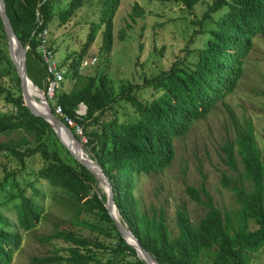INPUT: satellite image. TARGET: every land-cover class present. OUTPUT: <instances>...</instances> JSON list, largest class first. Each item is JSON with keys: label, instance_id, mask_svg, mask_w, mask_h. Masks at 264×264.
Wrapping results in <instances>:
<instances>
[{"label": "trees", "instance_id": "obj_1", "mask_svg": "<svg viewBox=\"0 0 264 264\" xmlns=\"http://www.w3.org/2000/svg\"><path fill=\"white\" fill-rule=\"evenodd\" d=\"M60 1L4 0L15 35L23 45H28L27 75L40 89L44 86L45 69L37 52L38 34L48 28L55 16L60 23L67 22L83 6L84 0H68L64 8L55 9L53 4ZM159 1L179 2L192 12L198 0ZM101 3L99 19L90 24L81 49L63 61L67 64L66 77L74 80V83L69 91L57 92V102L64 113L83 124L86 138L83 144L112 185L120 221L128 226L142 248L158 264H202L203 251L210 254L209 260L203 264H250L253 254L264 247V157L251 125L239 132L235 143L227 141L221 146L228 168L233 172L238 170L235 148L243 165L237 176L223 173L221 178V186L230 188L240 204V208L231 215H223L214 205L212 195L203 182L197 187L187 185L185 192L190 200L203 206L206 211L195 225L188 216L186 206L179 204L175 214L177 232L172 235L163 207L142 209L133 189L135 174L140 171H161L168 166L174 157L173 137L184 132L188 123L205 114L211 104L233 90L240 73V61L251 44L252 36L264 32V0H213L198 23L223 7L225 11L214 20L215 27L203 31L207 38L204 46L198 49L197 59L192 66L179 65L177 61L168 69L144 78L141 83H123L118 90L110 85L105 72L97 73L106 64L105 60L102 66L96 65L90 75L79 71L86 50L102 27L100 49L107 53L111 48L112 17L119 0H102ZM132 11L140 14L137 3ZM0 31L1 39L6 41L1 17ZM5 49L3 58L18 85L19 77L9 57L7 41ZM33 58L36 63L32 61ZM38 74L42 76L40 81L36 77ZM143 89L151 90V98L142 97L140 92ZM0 94L15 110L0 114V133L24 131L16 142L0 143V151L14 157L20 164L34 154H39L43 161L34 180H25L22 186L18 184L16 171L6 172L0 185L8 184L11 190L0 203L16 200L14 207L20 226L24 229L34 227L43 212L37 200L40 189L34 182L43 180L54 191L62 192L71 200L77 224L99 235L111 236V231L115 232V243L107 246L56 227L53 232L40 238L47 242L62 239L69 245L61 249L62 253L57 250L53 255L34 258L33 262L146 264L117 230L105 207L106 196L98 195L94 190L97 179L91 171L71 155L46 120L29 111L20 96H13L5 87H0ZM121 102L133 108L135 119L127 117L120 120L118 111ZM79 103L86 105V114L81 119L75 115ZM57 118L63 121L61 116ZM29 135L34 142L23 147ZM76 138L81 142L78 136ZM231 181H234L233 186ZM27 189L31 190L30 194L26 193ZM82 211L95 214L98 221L91 223L80 218ZM7 226L8 222L0 216V264L11 263L13 252L20 242V235ZM98 251L107 254L104 261L97 256Z\"/></svg>", "mask_w": 264, "mask_h": 264}, {"label": "rangeland", "instance_id": "obj_2", "mask_svg": "<svg viewBox=\"0 0 264 264\" xmlns=\"http://www.w3.org/2000/svg\"><path fill=\"white\" fill-rule=\"evenodd\" d=\"M67 1L62 0L54 3L53 6L55 9H62ZM101 2L102 0H84L83 6L64 24L59 22L57 16L49 22L47 28L49 45L55 51L57 61L65 68L67 64L63 63L64 59L79 52L90 24L98 21ZM212 2L213 0H198L193 11L189 12L184 5L175 1L119 0L112 17L110 50L106 53L100 49L102 27L83 57L87 61L96 57L97 62L90 67H80L79 71L84 75H90L96 65L102 66L105 60L106 64L97 73L105 72L110 85L118 90L123 83H141L144 78L168 69L177 61L180 62L179 65L192 66L197 59L198 49L204 46L207 38V34L203 31L215 27L214 20L225 11L223 7L212 13L210 18L198 23ZM135 3L141 10L138 15L132 11ZM6 41L0 37V87L8 89L13 96H20L23 101L20 82L17 85L16 77L8 71V63L3 58ZM32 61L36 63L34 58ZM25 65L28 73L26 61ZM36 77L39 81L42 79L39 74ZM29 80L34 84L30 78ZM38 80L36 79L35 82L39 85ZM73 83L74 80L66 77L58 93L69 91ZM140 93L142 97L151 98L150 89H143ZM37 101H40L39 98ZM35 105L43 110L39 102ZM48 105L50 106L49 102ZM13 111L15 112L10 104L5 102L4 95L0 94V114ZM118 116L120 120L127 117L135 119L136 113L128 103L121 102ZM249 125L253 128L257 146L264 157V32H257L252 36L251 44L240 61V73L233 90L211 104L205 114L188 123L184 132H179L173 137L174 157L170 164L161 171H140L134 175L133 192L140 207L144 210L150 206L163 207L166 223L172 235L177 232L175 214L179 204L186 206L188 216L195 225L206 211L203 206L190 200L185 192L187 185L197 187L203 182L212 195L214 205L223 215H231L238 210L240 204L234 192L230 188L222 187L220 183L223 173L237 176L242 171L243 165L235 148L238 170L233 172L228 168L223 160L221 146L227 141L235 143L239 132ZM23 134V130L0 133V143L6 145L12 141L16 142ZM80 140L79 149L73 141L76 148L94 161L83 144L84 140ZM33 142V137L29 135L23 147ZM42 163L39 154L26 157L24 163L20 164L14 157L0 151V183L6 172L16 171L18 184L22 186L23 181L34 180L35 173ZM34 184L40 189V198L37 200L43 209L40 220L34 227L24 229L20 226L14 207L16 200L0 203V216L8 222L7 228L20 235L19 246L13 252L10 264H35L34 258L53 255L57 250L58 253H62L61 249L69 245L68 242L62 239L47 242L40 238L53 232L56 227L70 230L91 241H100L107 246L115 243L114 231H111V236L99 235L77 224L71 200L62 192L54 191L43 180ZM231 185H234V181H231ZM245 186L248 187L247 183ZM8 187V184L0 185V202L11 190ZM100 188L102 189L101 185L96 182L94 190L98 195H101ZM26 193L30 194L31 190L27 189ZM80 218L91 223L98 221V216L86 211H82ZM97 256L104 261L107 254L98 251ZM209 256V253L203 251L201 263L208 261ZM250 264H264V247L253 254Z\"/></svg>", "mask_w": 264, "mask_h": 264}, {"label": "water", "instance_id": "obj_3", "mask_svg": "<svg viewBox=\"0 0 264 264\" xmlns=\"http://www.w3.org/2000/svg\"><path fill=\"white\" fill-rule=\"evenodd\" d=\"M0 17L2 19L3 23V28L7 37V43H8V53L10 56V59L16 69L17 75L19 77V82H20V89L22 93V98L24 101V105L27 106L29 111L37 116H41L44 120H46L54 130L55 134L57 135L58 139L60 142L68 149V151L71 153V155L79 161L82 165H84L87 169L91 171V173L95 172L100 175L101 181L105 184L106 186V202H105V207L108 211V214L110 217L113 219L115 226L121 236L124 238V240L134 247L129 240H132L136 243L137 249L135 248L137 255L144 259L146 264H158V262L155 260V258L150 255L145 249L142 248L140 242L137 240L133 232L128 228V226L125 224H122L120 219L116 216V213L118 214L116 205L113 200V189L112 185L102 170V168L95 162L93 163L92 160L84 158L81 154H79L77 151L74 152V149H70L69 146L64 142V137L67 140H70L71 142H75L77 145V148L79 149L80 143L78 139L75 137L71 129L59 118H57L51 111L50 106L48 105L47 101L44 100L43 102L45 103V107L47 108L46 112H43L40 110L36 105L34 101V97L30 93V89L28 86V75L26 72V52L28 49V45H23L20 40L17 38L15 35V32L12 28V25L10 23L9 17L6 13V7L4 0H0ZM15 43L16 49L18 50V60L16 61L15 58L13 57V44ZM40 90V89H39ZM42 93V91L40 90ZM43 94V93H42ZM119 215V214H118ZM140 251V255L139 252Z\"/></svg>", "mask_w": 264, "mask_h": 264}, {"label": "built area", "instance_id": "obj_4", "mask_svg": "<svg viewBox=\"0 0 264 264\" xmlns=\"http://www.w3.org/2000/svg\"><path fill=\"white\" fill-rule=\"evenodd\" d=\"M39 43L37 46V52L41 57V64L45 69V77L43 80V88L41 89L43 96L47 103H50L52 113L58 117L61 116L66 125L71 129L74 135L86 142L84 135L83 124L76 121L72 116L64 113L61 105L57 102V92L61 86V83L66 80L67 67L65 68L56 59L55 51L50 47L48 41V29L44 28L39 34ZM84 58L80 67H87L94 65L97 62V58L94 57L87 61ZM86 114V105L79 103L75 109V115L78 119H81Z\"/></svg>", "mask_w": 264, "mask_h": 264}, {"label": "bare ground", "instance_id": "obj_5", "mask_svg": "<svg viewBox=\"0 0 264 264\" xmlns=\"http://www.w3.org/2000/svg\"><path fill=\"white\" fill-rule=\"evenodd\" d=\"M13 57L15 58V60L17 61L19 56H18V50L16 49V45L15 43L13 44ZM29 78V77H28ZM28 86H29V89H30V93L32 94V96L34 97V101L35 103L39 102V104L42 105L43 107V112H46L47 111V108L45 107V103L43 102L45 100L43 94L40 92L39 88L36 87L34 84L31 83V81H28ZM39 98L40 101H37V98ZM41 110V109H40ZM64 142L69 146L70 149H74V152H78L79 154H81L84 158L86 159H90L89 157H87L86 155L82 154L75 146V144L73 142H71L70 140H67L65 137H64ZM92 160V159H90ZM93 163H95L93 160H92ZM94 175V177L97 179V182L101 185L102 189H101V195H105L106 196V186L105 184L101 181V178H100V175L93 172L92 173ZM103 190V192H102ZM107 200V198H106ZM106 202V201H105ZM116 216L119 218V215L116 213ZM129 242L137 249V245L134 241L132 240H129ZM138 250V249H137ZM139 252V255H140V251ZM141 256V255H140Z\"/></svg>", "mask_w": 264, "mask_h": 264}]
</instances>
